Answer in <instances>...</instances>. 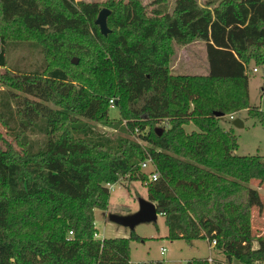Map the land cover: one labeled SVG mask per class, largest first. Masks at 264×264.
<instances>
[{
  "label": "trees",
  "instance_id": "obj_1",
  "mask_svg": "<svg viewBox=\"0 0 264 264\" xmlns=\"http://www.w3.org/2000/svg\"><path fill=\"white\" fill-rule=\"evenodd\" d=\"M152 4L106 5L103 35L97 2L0 0V264H134L139 236L96 238L94 210L109 211L108 186L122 177L146 181V159L158 172L147 198L164 209L168 238H207L234 264L264 260V233L252 228L264 200L249 186H264V156L237 154L214 115L245 109L264 127L246 74L264 64V0ZM193 40L205 44L208 72L172 73L173 45ZM9 44L37 49L42 69L6 68ZM114 106L126 135L91 123Z\"/></svg>",
  "mask_w": 264,
  "mask_h": 264
},
{
  "label": "rangeland",
  "instance_id": "obj_2",
  "mask_svg": "<svg viewBox=\"0 0 264 264\" xmlns=\"http://www.w3.org/2000/svg\"><path fill=\"white\" fill-rule=\"evenodd\" d=\"M84 1L97 2L101 4V8H108L106 5L120 0ZM122 1L126 2L127 0ZM140 1L148 7L155 6L152 4L153 0ZM197 1L202 3L205 0ZM173 2L174 0H168L169 9L172 8ZM6 56V68L15 69L18 67L28 72L42 69L41 54L37 49L31 48L27 44H9ZM253 67L256 68V71L252 70ZM170 68L174 74H206L208 72V65L204 42L201 40H193L184 45L174 44L170 58ZM4 70L5 67H0L1 73ZM246 74L248 77V103L251 106H257L264 110V64L256 65L250 62ZM2 87L3 85L0 83V88ZM230 115L234 116V118H240L243 126H235L233 124L234 118H230ZM109 117L110 119L106 123H91L97 130L111 137L126 135L125 123L119 119L118 109L115 106L110 108ZM218 121L224 129H231L236 136L238 146L235 152L237 154L264 156V127L255 119L248 117L245 109L237 113L219 116ZM185 129L189 132L196 130V127L190 123L185 125ZM0 131L5 133V128L1 123ZM137 140L142 142L139 138ZM142 171L147 175L146 181L129 180L122 177L116 183L108 186L110 194L109 211L94 210L96 238L130 236L131 229L112 222L108 219L107 215L109 212L127 214L114 210V207L120 204H126L130 209L129 213L134 212L138 208L140 198L148 199L146 183L149 181V173L152 171V165L149 164L147 167L142 168ZM249 186L256 188L264 200V186L260 187L256 180H251ZM252 228L264 233V209L262 211H259L257 208L253 209ZM132 231L139 236V238L130 240V261L135 264H148L157 261L162 264H187L193 258L207 259L209 264H212L213 257L216 259L214 260L216 264H234L233 262H228L224 254L215 252L213 249V245L215 244L209 243L207 238L194 239L190 244L183 239L168 238V228L162 214H158L155 221L143 222L136 225ZM161 247L165 248L163 253H160ZM254 264H264V260L255 262Z\"/></svg>",
  "mask_w": 264,
  "mask_h": 264
},
{
  "label": "water",
  "instance_id": "obj_3",
  "mask_svg": "<svg viewBox=\"0 0 264 264\" xmlns=\"http://www.w3.org/2000/svg\"><path fill=\"white\" fill-rule=\"evenodd\" d=\"M110 13V10L106 7L101 8L98 11L97 17L94 21L96 25H98L100 33L103 35H107L110 29L107 26V16ZM72 63H77L78 59L73 57L71 59ZM214 115L216 117L222 116L221 112L214 111ZM233 124L235 126H243V122L240 118H234ZM164 209L162 207H157L153 202L148 199H139V204L137 210L127 214H119V213H108V219L112 222L126 226L131 231L134 227L143 222H152L155 221L158 214H162Z\"/></svg>",
  "mask_w": 264,
  "mask_h": 264
},
{
  "label": "built area",
  "instance_id": "obj_4",
  "mask_svg": "<svg viewBox=\"0 0 264 264\" xmlns=\"http://www.w3.org/2000/svg\"><path fill=\"white\" fill-rule=\"evenodd\" d=\"M252 70H253V71H256V68L253 67ZM110 103H111V105L113 106V103H114V102H113V99H110ZM230 118H233V116L230 115ZM149 164L152 165V164H151V160H150V159H146L144 162L141 163V166H142V168H145V167H147ZM157 176H158V172L155 170V168H153V165H152V171L149 173V179H150V180H155V179L157 178ZM69 234H71V231H69ZM95 236H96V234H95ZM212 243H215V242L213 241ZM164 250H165V248H164V247H161V248H160V253H163Z\"/></svg>",
  "mask_w": 264,
  "mask_h": 264
},
{
  "label": "crops",
  "instance_id": "obj_5",
  "mask_svg": "<svg viewBox=\"0 0 264 264\" xmlns=\"http://www.w3.org/2000/svg\"><path fill=\"white\" fill-rule=\"evenodd\" d=\"M131 262V261H130ZM133 263V262H132ZM135 264V263H134Z\"/></svg>",
  "mask_w": 264,
  "mask_h": 264
}]
</instances>
